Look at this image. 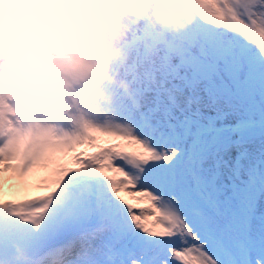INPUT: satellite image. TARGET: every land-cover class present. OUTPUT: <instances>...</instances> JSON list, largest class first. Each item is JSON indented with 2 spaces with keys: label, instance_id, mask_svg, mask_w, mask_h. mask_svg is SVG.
I'll return each instance as SVG.
<instances>
[{
  "label": "snow or ice",
  "instance_id": "obj_1",
  "mask_svg": "<svg viewBox=\"0 0 264 264\" xmlns=\"http://www.w3.org/2000/svg\"><path fill=\"white\" fill-rule=\"evenodd\" d=\"M197 9L232 30L199 20L240 81L238 125L218 126L198 108L164 124L110 115L120 122L85 125L63 138L65 150L35 159L33 144L21 150L10 138L36 133L9 115L0 123V261L264 264V0H198Z\"/></svg>",
  "mask_w": 264,
  "mask_h": 264
},
{
  "label": "clouds",
  "instance_id": "obj_2",
  "mask_svg": "<svg viewBox=\"0 0 264 264\" xmlns=\"http://www.w3.org/2000/svg\"><path fill=\"white\" fill-rule=\"evenodd\" d=\"M197 2L144 0L147 22L161 35L179 34L197 21ZM128 7L129 0H0V123L11 115L36 133L10 138L21 150L33 144L39 152L35 159L47 157L65 150L63 138L75 134L33 118L26 98L56 104L78 130L116 123L89 101L110 105L106 84L136 94L116 67L129 59Z\"/></svg>",
  "mask_w": 264,
  "mask_h": 264
},
{
  "label": "rangeland",
  "instance_id": "obj_3",
  "mask_svg": "<svg viewBox=\"0 0 264 264\" xmlns=\"http://www.w3.org/2000/svg\"><path fill=\"white\" fill-rule=\"evenodd\" d=\"M193 11L195 12V9H193ZM127 15L132 21L136 19H141L143 21L138 30L145 36H151V44L149 45L141 41V47L144 50L150 47V50H152L150 57L154 60L152 59L149 62L153 65L157 66L158 60L166 61V63H160L163 69L169 68L171 70L172 73L169 76V81L176 83L182 81L183 84H187L191 90H193L195 95L199 93L201 96L206 97V93L211 92L213 94V99H211L210 103H213L215 99L218 98L221 99L225 105L229 106H235L239 103L240 81L229 73L227 70V57L217 51L212 38L203 35V29L198 25L200 20L201 23L207 26L223 28L229 33L232 32L231 29H227L223 24L216 25L211 21H206L197 12V21L185 31L179 34L165 33L161 35L153 30L147 22L144 0H129ZM225 39L231 42L232 37L228 34ZM241 42L249 44L257 51L259 50L258 40L247 41L245 39V42ZM201 65L208 66L209 71H201ZM150 71L152 70H149V72ZM191 76L195 77V83L190 78ZM185 78L187 79L186 81ZM119 90L120 88L118 87L117 95H120ZM259 100L260 103L264 104V94H261ZM202 110L206 112L212 111L210 105ZM223 113H226V109H223ZM244 115L242 111L238 118H231L230 116L227 118L224 117L222 120L219 118L217 124L218 126L232 127L239 123ZM248 147L256 148L258 145H250ZM206 165V167H209L211 163H207Z\"/></svg>",
  "mask_w": 264,
  "mask_h": 264
},
{
  "label": "bare ground",
  "instance_id": "obj_4",
  "mask_svg": "<svg viewBox=\"0 0 264 264\" xmlns=\"http://www.w3.org/2000/svg\"><path fill=\"white\" fill-rule=\"evenodd\" d=\"M132 22V37L136 36L140 41V43H137V46H141V41L145 43L147 37L142 32H140V30H138L143 21L141 19H136ZM135 46V44H128L129 59L123 65L118 64L116 67L132 83L136 91L139 92V95L142 97L141 108L133 107L129 99L117 95L118 86L113 84L105 85V90L113 98V101L110 105H105L102 102L89 101L91 105L98 104L101 109L106 110L109 115L112 116H121L129 113L138 116L142 114L141 109H143V111L150 114L153 122H159L161 124H164L175 117L183 118L185 115H189V108H191L192 111H195L197 108H202V106L198 107L188 105L184 100V97H189L194 94L193 90H191L187 84H183L182 81L178 82L184 87V89H179L176 85L169 81V76L172 73L171 70L169 68L163 69L161 66V63H166V61L158 60L156 64L157 66L150 63L147 59L142 61L140 57H144L146 55L143 53L145 50L143 48L141 49V47V50H137ZM148 49L150 50V47H148ZM149 70L152 71L149 72ZM190 78L192 81H196L195 77L191 76ZM186 80L187 79L185 78V81ZM163 81L164 84H166L165 87L168 88L169 93L175 97L176 102H173L174 100L172 97L166 93V90H164V86H162ZM178 83L177 85L179 86ZM137 92L136 95L139 96ZM206 94L208 95L209 99H213V94L211 92H207ZM25 102L32 108V117L39 119L42 123L55 125L57 126L58 131L63 129H66L72 133H76L78 131L76 125L73 123V120L56 104L50 101L35 100L33 98H26ZM210 105L212 111L206 112L202 109H199L206 120H215L217 122V120L220 118V115L223 113V109H226L227 115L224 116L226 118L229 116L231 118H238L242 112V110L239 112H233V106L225 105L224 102L219 98ZM182 109L184 111H181ZM119 122L120 121H116V123ZM258 144L259 143L257 140L256 144L253 146H257ZM180 147H183V145L177 146L178 151ZM251 149L254 148H250V150ZM115 163L117 165L123 164V162L120 160L115 161ZM207 163H211V161H208ZM207 163L204 164L205 168H208L206 167ZM221 182L227 183V180L222 177ZM138 210L139 209H137V212L139 214Z\"/></svg>",
  "mask_w": 264,
  "mask_h": 264
}]
</instances>
